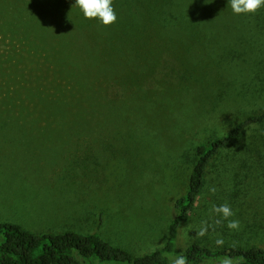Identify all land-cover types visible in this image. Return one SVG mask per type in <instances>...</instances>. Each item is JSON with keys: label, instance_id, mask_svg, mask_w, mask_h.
<instances>
[{"label": "rangeland", "instance_id": "1", "mask_svg": "<svg viewBox=\"0 0 264 264\" xmlns=\"http://www.w3.org/2000/svg\"><path fill=\"white\" fill-rule=\"evenodd\" d=\"M73 4L0 0V223L34 233L97 232L133 256H144L166 242L195 146L238 122L243 101L229 80L238 77L244 64L236 54L249 42L239 25L228 27L238 19L228 0H114L117 21L107 29L85 20ZM136 53L172 54L182 57V68L187 60L206 68L212 81L203 103L192 100L187 113L173 104L180 111L166 117L161 97L174 96L168 87L155 80L118 85L109 73L113 69L104 66L109 76L99 74L95 86L102 84L103 99L116 115L102 126L95 119L89 134L70 131L69 117L50 96L58 83L64 89L72 79L66 74L64 81L57 76L53 81L60 70L56 59L76 68L90 62L102 67L106 56ZM228 155L224 151L213 162L179 230L178 253L194 243L211 249L233 241L238 248L264 246V164L243 168L230 162L231 169ZM224 203L235 213L230 219L240 221L239 231L229 230L227 221L215 224L219 217L211 209ZM205 220L212 227L196 238ZM217 237L222 246L215 244Z\"/></svg>", "mask_w": 264, "mask_h": 264}, {"label": "trees", "instance_id": "2", "mask_svg": "<svg viewBox=\"0 0 264 264\" xmlns=\"http://www.w3.org/2000/svg\"><path fill=\"white\" fill-rule=\"evenodd\" d=\"M235 21L237 23H233L234 20L228 22V27L239 25L245 34L244 43L249 42V47H243L236 54L244 64L237 72L238 77L229 80V87L241 94L243 101V106L238 110V122L221 136L195 146L187 188L174 202L175 217L169 223L165 244L151 253L135 257L129 251L112 245L97 232L34 233L18 224L1 222L0 264H171L174 256L179 254L176 251L179 230L197 204L210 168L221 153L225 151L227 155L230 154V161H227L231 169V163H240L243 168L258 165L259 161L261 165L264 164V8L253 16H238ZM172 56L165 53L150 56L139 53L115 54L106 56V64L102 67L90 62L95 67L87 65L81 68L73 67V63L66 66V59L60 56L56 59L60 70L54 72L53 81L56 76L64 81L66 74H70L72 79L70 83H65L64 89L58 83L55 86L56 92L50 96L57 101L59 113L61 111V115L69 117L66 125L70 131L83 130L89 134L95 128V119L97 125L103 122L102 126L110 116L116 115L115 107H110L105 102L109 100L103 99L100 89L102 84L95 86L99 74L109 76L103 72V67L108 66L113 69L109 73L118 85L131 83L142 86L146 81L155 80L161 87H168L174 96L165 94L161 97L165 111L168 109L166 117L180 111L173 106L176 103L181 104L184 113H187L192 100L203 103L212 75L206 68L194 66L190 60L182 68L179 66L182 57ZM148 86L151 91L156 89V86ZM177 106L180 108V105ZM183 253L190 264H218L219 259L225 255L233 258L242 256L244 264H264V246L257 245L211 249L194 243L187 246Z\"/></svg>", "mask_w": 264, "mask_h": 264}, {"label": "clouds", "instance_id": "3", "mask_svg": "<svg viewBox=\"0 0 264 264\" xmlns=\"http://www.w3.org/2000/svg\"><path fill=\"white\" fill-rule=\"evenodd\" d=\"M113 2L114 0H74L72 8H77L85 20H95L100 29H107L117 21ZM228 6L236 16H253L261 8H264V0H228ZM209 192L215 194L217 188L215 186H210ZM211 213L219 217V219L215 220V224L227 221V228L229 230H240V221L238 219H230L235 213L229 204L224 203L219 206L213 205ZM210 227L212 226L207 220L202 221L199 230L195 233L196 238L204 237L208 233ZM215 244L217 246H222L224 244L223 238L217 237L215 239ZM231 247H237V243L233 241ZM171 264H190V262L188 257L181 251L174 256L171 260ZM218 264H244V257L233 258L230 255H225L219 259Z\"/></svg>", "mask_w": 264, "mask_h": 264}]
</instances>
